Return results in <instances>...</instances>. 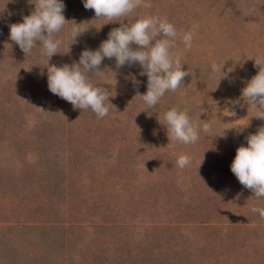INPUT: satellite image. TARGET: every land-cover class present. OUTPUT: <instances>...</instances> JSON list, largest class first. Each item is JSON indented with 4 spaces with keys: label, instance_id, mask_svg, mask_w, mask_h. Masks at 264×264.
<instances>
[{
    "label": "rangeland",
    "instance_id": "1",
    "mask_svg": "<svg viewBox=\"0 0 264 264\" xmlns=\"http://www.w3.org/2000/svg\"><path fill=\"white\" fill-rule=\"evenodd\" d=\"M64 3L57 66L77 63L121 23L82 0ZM32 10L30 0H0V264H264V218L251 211L264 199L230 170L245 137L264 127L242 98L264 61V0H143L123 23L149 14L178 34L193 30L190 50L179 35L172 49L192 74L148 108L140 66L106 58L102 75L89 74L112 90L104 118L52 94L48 58L9 39V25ZM75 22L86 30L76 41ZM213 62L226 77L208 78ZM171 107L197 126L210 120L212 132L194 144L170 139ZM182 154L191 158L183 169Z\"/></svg>",
    "mask_w": 264,
    "mask_h": 264
},
{
    "label": "clouds",
    "instance_id": "2",
    "mask_svg": "<svg viewBox=\"0 0 264 264\" xmlns=\"http://www.w3.org/2000/svg\"><path fill=\"white\" fill-rule=\"evenodd\" d=\"M30 2L34 3V10L23 15L21 22L9 25V39L26 56L39 48L41 55L48 58L46 68L49 91L71 103L74 108L90 109L97 118L108 115L112 90L96 86L89 79V74H103L99 68L106 58H114L117 68L125 65L140 66L141 74L148 78L147 91L140 95L148 108H155L167 92L177 91L184 78L192 74L189 69L183 70L180 56L175 55L172 49L176 47L179 35L184 48L190 50L193 46V30L178 34L175 25L166 17L149 14L132 21L127 19L128 22L123 23L142 5L143 0H82L84 8L94 10L96 18H105L109 22L119 21L120 26L113 28L97 49H83L77 63L63 66L49 64L52 56L61 53L59 49L62 40L58 34L68 22L64 15L66 5L64 0ZM80 24L75 22L71 27L69 35L74 41L86 31ZM224 64L221 66L213 62L208 78L216 79L220 73H224L222 78L226 77L227 73L222 70ZM255 64L259 66V71L242 89V98L250 107L257 109L253 117L264 119V61L255 60ZM230 103L238 104L239 101ZM228 112L231 116L236 115L235 111ZM163 119L168 137L186 145L198 142L201 133L207 135L212 132L210 120L200 119L201 123L197 126L188 111L179 107L165 110ZM245 140L246 145L242 144L236 149L230 170L244 188L251 190L254 199L261 200L264 199V127L249 134ZM190 163L191 158L186 154L179 155L175 162L181 169ZM251 211L264 218V207L254 206Z\"/></svg>",
    "mask_w": 264,
    "mask_h": 264
}]
</instances>
